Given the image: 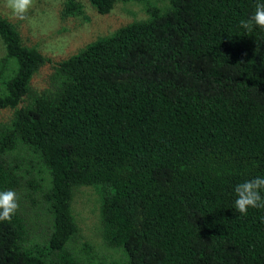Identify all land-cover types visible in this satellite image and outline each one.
<instances>
[{
  "label": "trees",
  "instance_id": "trees-1",
  "mask_svg": "<svg viewBox=\"0 0 264 264\" xmlns=\"http://www.w3.org/2000/svg\"><path fill=\"white\" fill-rule=\"evenodd\" d=\"M88 1L106 14L131 0ZM258 2L168 0L57 62L40 91L31 79L46 59L0 16L15 63L0 84V109L14 110L0 191L19 202L0 221V264H85L70 246L80 186L98 191L102 239L122 251L110 264H264V209H233L236 184L264 177V29L239 26Z\"/></svg>",
  "mask_w": 264,
  "mask_h": 264
},
{
  "label": "rangeland",
  "instance_id": "rangeland-1",
  "mask_svg": "<svg viewBox=\"0 0 264 264\" xmlns=\"http://www.w3.org/2000/svg\"><path fill=\"white\" fill-rule=\"evenodd\" d=\"M76 1L81 4L82 12L67 14L64 11L67 0H33L25 18L20 19L5 7V0H0V16L16 27L25 46L38 49L46 59L31 79V86L37 91L47 87L49 75L60 60L76 53L99 36L107 35L127 23L146 19L152 8L164 11L168 6H165L168 0L118 1L109 13L100 14L88 0ZM5 56L0 38V84L15 66L11 60L8 63ZM13 111L12 108L0 109V127L10 121ZM12 151L24 160L33 159L31 170L37 177L43 176V184H47V171L38 159L21 147ZM23 200V205L29 204L27 199ZM100 203V195L93 186H80L73 193L70 209L78 231L70 246L85 264H110L123 259L120 249L108 246L102 239ZM23 205L20 206L21 210ZM41 209L39 204L31 205L28 219L32 224H35L33 214Z\"/></svg>",
  "mask_w": 264,
  "mask_h": 264
},
{
  "label": "clouds",
  "instance_id": "clouds-1",
  "mask_svg": "<svg viewBox=\"0 0 264 264\" xmlns=\"http://www.w3.org/2000/svg\"><path fill=\"white\" fill-rule=\"evenodd\" d=\"M33 0H5V7L17 18L23 19ZM239 26L251 33L255 27L264 29V3L258 2L247 19H241ZM236 213L246 216L249 209H264V177H255L236 184L234 187ZM19 209L17 194L13 190L0 191V221L11 222ZM264 219V218H262Z\"/></svg>",
  "mask_w": 264,
  "mask_h": 264
}]
</instances>
